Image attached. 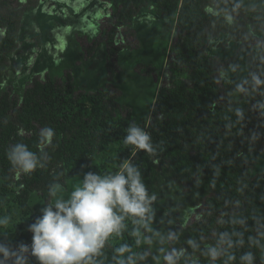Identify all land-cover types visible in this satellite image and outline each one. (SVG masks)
<instances>
[{
  "label": "trees",
  "instance_id": "obj_1",
  "mask_svg": "<svg viewBox=\"0 0 264 264\" xmlns=\"http://www.w3.org/2000/svg\"><path fill=\"white\" fill-rule=\"evenodd\" d=\"M107 1L114 23L85 49L89 58L102 43L107 46L108 81L97 108L96 127L82 110L72 108L66 113L62 109L61 101L74 90L71 72L66 73L65 83L46 74L34 77L18 96L3 93L2 191L17 189L19 204L28 211L33 193L45 204L51 202L50 185L66 187L68 180L93 162L98 147L110 137L108 121L115 117L122 95L113 84L120 72L122 51L115 33L118 27L131 24L142 9L153 7L159 16L176 17L178 39L145 131L154 151L136 150L127 163L140 169L146 189L154 197L150 210L170 185L179 184L187 186L191 202L203 205L198 221L174 227L166 264H264V172L254 173L246 158L250 153H264V39L256 41L261 51L252 57L247 78L237 85L220 74L230 62L219 68L220 59L207 50L211 32L217 29L228 30L231 40L253 54L259 24L244 17L236 0ZM25 11L12 0H0V85L17 48ZM154 72L145 70L147 75ZM45 129L53 132L50 142L42 135ZM16 144L26 145L40 159L33 172L24 173L9 160ZM129 220L133 219L123 222ZM114 235L92 255L90 264H153L154 255L145 248L124 258L113 242Z\"/></svg>",
  "mask_w": 264,
  "mask_h": 264
},
{
  "label": "rangeland",
  "instance_id": "obj_2",
  "mask_svg": "<svg viewBox=\"0 0 264 264\" xmlns=\"http://www.w3.org/2000/svg\"><path fill=\"white\" fill-rule=\"evenodd\" d=\"M12 1L14 6L26 11L20 23L17 48L4 68L0 96L7 91L18 96L34 77L44 78L46 74L65 83L66 73L71 72L74 90L61 101L62 109L66 113L72 108L82 110L96 127L97 108L108 81L107 46L102 43L89 58L85 57V49L114 23L110 3L107 0ZM236 2L242 7L244 17L258 23L261 29L254 32L253 54L239 41L231 40L228 30L214 29L207 49L220 59L219 68L223 62H230L220 74L234 85L247 78L252 57L261 51L256 41L264 39V0ZM177 36L176 17L159 16L153 7L142 9L131 24L118 27L114 39L122 51L118 60L120 72L113 84L122 90L119 109L108 121L110 137L98 147L93 162L68 180L63 187L64 198H68L74 187L82 185L86 173L115 171L136 151L124 143L127 129L134 124L146 131L159 89L167 79ZM147 69L155 70L154 74L147 75ZM246 158L252 162L254 173L264 172V153H250ZM186 191L184 184L170 185L154 203L144 224L133 220L123 222L124 227L115 233L113 242L119 249H125L121 252L124 258L145 248L153 253V264H166L174 227L198 221L203 212V205L191 202ZM29 204L30 209L24 211L18 201V190L4 193L0 180V220H8L0 225V242L13 248L31 244L29 225L42 214L46 204L37 193L31 195ZM262 256L264 260V249ZM28 264L39 262L29 255Z\"/></svg>",
  "mask_w": 264,
  "mask_h": 264
},
{
  "label": "clouds",
  "instance_id": "obj_3",
  "mask_svg": "<svg viewBox=\"0 0 264 264\" xmlns=\"http://www.w3.org/2000/svg\"><path fill=\"white\" fill-rule=\"evenodd\" d=\"M42 135L50 142L53 132L45 129ZM124 143L134 150L154 151L148 134L134 124L128 127ZM9 160L24 173L40 166V159L24 144L11 148ZM62 192L61 184L50 185L53 201L47 202L42 214L29 225L30 245L13 248L0 242V264H28L29 255L39 264H90L92 255L99 252L110 235L120 232L126 218L145 223L154 199L133 163H123L106 174L88 172L82 185L74 187L68 198ZM7 223V218L0 220V225ZM167 259L172 261L171 256Z\"/></svg>",
  "mask_w": 264,
  "mask_h": 264
}]
</instances>
